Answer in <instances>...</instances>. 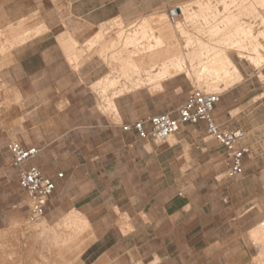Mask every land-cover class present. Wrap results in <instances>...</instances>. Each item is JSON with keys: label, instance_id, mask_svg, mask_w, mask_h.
Listing matches in <instances>:
<instances>
[{"label": "crops", "instance_id": "obj_1", "mask_svg": "<svg viewBox=\"0 0 264 264\" xmlns=\"http://www.w3.org/2000/svg\"><path fill=\"white\" fill-rule=\"evenodd\" d=\"M263 2L264 0H0V31L7 43V48L0 55V77L5 84L7 79L12 82L10 89L23 102L25 118H45L26 126L24 131L32 132L33 137H20L22 145L40 149L39 154L26 165H36L55 185L46 199L44 215L37 221L41 229H37L34 235L36 250L52 253L54 249H58L59 260L63 264H69L77 254H72L73 257L67 261L61 250L68 245L77 246L83 240L86 245L73 264H120L127 256L130 257V264H133L139 257L133 260L132 251L140 256L139 248L136 246L126 251L128 255H122L123 249L118 248L120 242L134 236L136 229L140 227L154 229L164 223L168 225L171 219L165 203L157 205L155 201V197L165 195L166 188L155 193L152 175L151 187L145 188L141 194L136 189L137 168L133 155L139 148V143L133 141V132L121 130V126L126 123L122 122V111L118 103L121 96L113 99L116 114L104 113L99 106L100 100L94 85L107 75L106 63L99 56H89L88 52L73 66L74 59L79 58L87 40L97 32L94 38L99 33L102 35L101 32L113 19L121 18L126 22L144 17L149 19L152 16H147L155 12L167 15L170 7L178 9L177 17L180 19L174 23H183L185 20L181 6L191 9L198 22L194 29L200 32L188 35L203 36L207 28L200 25L201 18L207 16L208 11L210 15L207 17H211L219 9L218 20L224 19L226 31H233L239 26L250 27L252 36H259V32L264 34V15L261 14V9L264 12ZM245 16L253 19H244ZM230 20L234 24L231 25ZM180 38L179 35V40ZM255 45L259 47V39ZM225 51L237 54V50L232 48H226ZM247 51L252 52H243ZM72 53L78 56L74 57ZM247 63L253 69V74L255 70H260L261 65L252 66L248 60ZM256 73L255 77L264 85V74L261 71ZM233 86L220 94L219 100L229 95L236 98ZM218 108L215 106L212 118L221 129L241 128L245 132L240 141V145L247 149L243 157V173L234 178L252 171L251 180L258 185L259 190H264V161L258 156L264 151L261 136L255 129L236 124L224 125V118L232 119L240 110L230 108L223 114ZM161 112L164 111L158 113ZM134 114L133 116L138 115L136 109ZM197 125H201L206 132L204 123L199 122ZM107 132L109 136L106 138ZM100 134H103L101 140L90 139ZM92 149L100 150L97 151L99 155L91 156ZM157 152L162 153L164 149H157ZM59 172L62 173L61 177L57 175ZM166 174V167L162 165L159 178H165ZM181 189L179 186L175 190L179 191L178 195H182ZM138 196L149 197L147 204L149 200L150 205L138 209L134 200ZM254 207H259L258 202L248 205L244 211L248 212ZM258 226L259 224L253 225L251 231ZM75 231L79 234L77 238L68 240V234ZM114 234L118 237L114 236V242L107 246L110 236ZM114 252L116 255L111 257ZM151 253L152 264H158V251L153 250Z\"/></svg>", "mask_w": 264, "mask_h": 264}, {"label": "rangeland", "instance_id": "obj_2", "mask_svg": "<svg viewBox=\"0 0 264 264\" xmlns=\"http://www.w3.org/2000/svg\"><path fill=\"white\" fill-rule=\"evenodd\" d=\"M261 10V14L264 15L263 9ZM158 14L164 16L163 22L159 25L155 21L156 25H154L152 21L157 20ZM147 17L151 18L142 19L150 21L149 25L153 26L154 31L158 26L163 27L164 21L170 22L171 26L174 25V22L167 21L165 13L155 12ZM246 18L253 19L245 16L244 19ZM142 19L130 22L123 21L121 18L113 19L101 32L99 40L94 38L98 32L87 40L79 53V58L74 59L73 66H76L78 60L88 52L89 56H99V49L115 36L120 21L126 34L130 27ZM179 19L180 17H177L176 21ZM184 28L188 33L200 32L191 26ZM262 29H264V23ZM196 37L202 40L207 39L205 35ZM184 41L185 39L180 38L179 43L183 44ZM211 46L230 47V45L213 44ZM0 48H2L1 55L4 53V48H7L6 39L1 35V31ZM228 55L241 76L234 78L229 85L230 87L236 84L233 86L236 98H232L231 95L220 98L216 105L219 107L217 110L225 114L227 109L238 108L240 110L238 115H234L232 119L224 118V125L235 126L236 124L247 129H255L261 136L260 140L264 142V85L254 75L258 71L264 74V54L258 64L261 65L260 70H255L254 74L246 60L252 52H243L241 59L231 51ZM105 63H107L108 74L110 68L107 59ZM186 74V71H182L178 75L167 78L162 81L161 88L152 92L148 87H140L122 95L118 99L122 111V122L129 124L161 110L176 115L178 106L184 101L192 86L199 85L204 91L218 92L206 90L203 81L195 84V77L191 78ZM11 83L7 79L5 84L0 77V103H3L0 108L2 110L0 114V229L7 226L10 216H16L22 224L29 223L27 221L28 198L19 187L17 170L11 164L7 143L10 139L20 141V137L24 135L33 137L32 132L24 131L26 126L45 119L44 117H24L23 102L19 100L18 94L10 89ZM135 109L137 116H133ZM121 130L124 131L122 127ZM108 136L107 132L106 138ZM102 137L103 134H100L90 139L95 141L101 140ZM132 137L133 141L139 143V148L133 155L137 168L136 189L141 194L143 190H146L145 188L151 187L150 176L152 175L155 193L166 188L165 195L155 197V201L157 205L165 203L171 219L168 225L164 223L154 229L144 226L136 229L134 236L120 242L118 248L123 249L122 255H128L126 251L137 246L141 255L138 256L137 252L132 251L133 260L139 257L133 264H152L153 250L158 251V264H264V190H259L258 185L251 180L252 171H248L244 176L227 179L225 153L216 141L206 134L201 125L185 124L175 134L160 143ZM169 146L171 148H168ZM157 149H164V152L159 153ZM97 151L100 150L92 149L91 156L99 155ZM258 156H261L264 161V151ZM161 163L167 170L166 177L162 179L159 178ZM261 166L263 167V164ZM179 186L182 188V195H178L179 191H175ZM147 199L149 197L145 196L134 198L135 206L138 209L148 207L150 203L148 200L147 204ZM256 202L259 207H254L248 212L244 211L248 205ZM257 223L259 224L257 229L251 231L253 225H258ZM114 236L118 237L117 234L110 236L107 246L114 242ZM55 237L58 238V235ZM18 238L20 239L21 236ZM79 243L77 246L68 245L61 250L67 261L73 257L72 254H77V257L86 245L83 240ZM115 253L110 256L112 257ZM75 258L69 264H73ZM120 264H130V257L127 256L126 260Z\"/></svg>", "mask_w": 264, "mask_h": 264}, {"label": "bare ground", "instance_id": "obj_3", "mask_svg": "<svg viewBox=\"0 0 264 264\" xmlns=\"http://www.w3.org/2000/svg\"><path fill=\"white\" fill-rule=\"evenodd\" d=\"M204 7L206 6L204 5ZM180 10L185 20L183 23L176 22L171 26L166 15L165 18L169 23L164 21L163 27L158 26L160 29L157 27L155 31L153 26L149 25L150 21L142 20L130 27L129 31L124 34V26L120 25L122 21L119 22L115 36L111 37L98 52L104 62L105 59L108 60L110 68L109 73L94 85L100 100L99 106L104 113L116 114L114 98L140 87H148L152 92L161 88L162 81L178 75L182 71H186L188 77H195V84L203 81L206 90L223 93L229 87L230 82L240 75L225 51L226 48H216L211 46L212 44L216 46L230 45L227 48L237 50L239 58L243 57L242 50H250L253 53L250 56L247 55L249 64L252 66L259 64L264 54L263 33L259 32V36H252L250 27L241 26L236 27L233 31H226L225 21L220 18L225 16L226 12L218 20L219 9H217L215 11L217 14L214 13L211 17H207L210 15L209 11L207 16L201 14L204 17L201 18L200 25L207 28L203 34L207 36V39L202 40L196 36L188 35V32L184 30L185 26L192 28L197 26L198 22L192 15L191 9L181 6ZM163 17V15L155 17L157 20L152 23L157 21L161 25ZM227 18L229 17L227 16ZM230 21H232V25L233 20ZM229 23L228 25H230ZM179 35L183 40L185 39L183 44L179 43ZM100 37L99 33L96 39L99 40ZM257 39L260 40L259 47L255 45ZM116 46L118 47L115 48ZM74 54L76 53H72V55ZM77 56L74 55V57ZM2 105L3 103H0V108ZM1 111L0 109V114ZM37 229H41L40 223L37 221L22 224L19 218L10 216L7 226L0 229V264H63L59 260L58 249L49 253L34 248V235ZM78 235V231L73 234L69 233L68 240H75ZM19 236H21L20 239Z\"/></svg>", "mask_w": 264, "mask_h": 264}, {"label": "built area", "instance_id": "obj_4", "mask_svg": "<svg viewBox=\"0 0 264 264\" xmlns=\"http://www.w3.org/2000/svg\"><path fill=\"white\" fill-rule=\"evenodd\" d=\"M178 9L171 7L167 11L169 21L174 22ZM220 94L208 92L199 86H192L185 100L178 106L177 114L161 112L140 118L129 124H123L124 131H131L137 139L163 142L175 134L184 124L204 123L207 135L222 146L226 158V176L234 178L243 173V157L247 149L240 145L245 132L241 128L221 129L212 118V112L219 101ZM11 164L17 169L19 187L28 198L27 221L34 222L44 215L47 197L54 190V182L45 176L34 164L26 163L35 158L40 149L24 146L17 139L7 143ZM59 177L62 173L57 174Z\"/></svg>", "mask_w": 264, "mask_h": 264}]
</instances>
